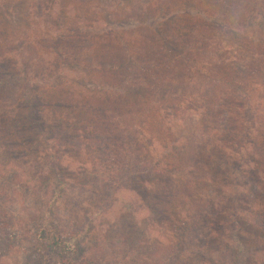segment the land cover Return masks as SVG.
Instances as JSON below:
<instances>
[{
    "label": "trees",
    "instance_id": "trees-1",
    "mask_svg": "<svg viewBox=\"0 0 264 264\" xmlns=\"http://www.w3.org/2000/svg\"><path fill=\"white\" fill-rule=\"evenodd\" d=\"M135 1H140L137 4L140 13L137 14L136 7L126 8L124 3L122 7L126 8L123 17L125 23L121 25L114 20L118 16L116 11L110 10L108 6L105 8L108 14L104 20L101 22L97 19L92 23L89 18L92 7L88 5L85 7L86 11L79 8V5L85 4V0H70V4H63L64 0H38L31 8V11H38L47 20L53 16L52 7L56 4L55 19L58 21L52 22L54 26L43 31L42 39H38L36 43H31L33 34L25 35L24 60L15 62L14 58L16 60L18 56L14 52L6 56L0 55V68L4 61H13L6 70L0 71L4 82L0 88H7L12 92V98L7 99V114H12L8 124L14 120L8 131L5 130L7 138L12 137V151L11 154L8 151L5 158L17 153H23V157L28 153H34L37 157L42 155L43 160L51 156L56 162L46 161L39 169L47 175L46 180L55 176L60 184L63 183V169L57 156L60 153L74 154L78 163L75 176L80 178L79 184H75L74 188L103 189L109 199L116 192H123L135 199L130 200L131 206H135L136 210H145L143 217L147 216L146 221L154 223L157 219V223L165 225V218L172 216L168 220L170 226H174L172 240L168 243L166 241L164 245L157 243L160 247H157L156 254H161L157 256V263L184 264L198 261L196 259L199 256L203 259L202 263L206 264L201 254L205 257L206 253L213 256L211 252L215 248L210 242L218 236L214 228V224H217L214 214L219 212V206L210 207L197 195L200 193L195 191L197 183L202 178L211 182L220 164L222 167L232 165L229 158H234V155H225L223 152L237 148L242 151L244 145L248 146L250 164L256 167L261 165L264 160V143L261 139L264 140V136L258 133L257 127L264 125V121L259 123L256 118L262 119L263 114H258L257 117L248 114L244 117L243 126L248 125L246 142L236 140L235 144L231 141L227 146V140L213 136V140L216 138L214 142H219L223 148H217L216 144L210 151L205 144L211 139V130H214L206 129L205 126L208 119L217 117L214 114L216 107H206L203 110L200 106L197 110L196 106L194 110L190 106L188 109L195 113L204 111L203 114L189 116L191 121L198 122V129L181 131V136L172 143L166 137L167 147H163L161 156H154L150 148L153 142L147 141L146 130L153 118L154 109H173V114L178 116L182 110L174 106L185 100L191 101L186 96L196 95L200 91L202 79L214 80L215 85L208 84L205 92L213 95L218 75H224L225 78L233 76L226 66L236 62L238 52H231V58L228 55L219 58L214 50L232 48L230 44H237L235 40H238L242 29L248 27V33L251 34L248 41L252 40V35H257L255 29L264 30V0H199L206 5L202 17L207 20L203 25L209 31L207 36H223L221 38L230 41L225 43V47H218L216 44V48L210 51V56L199 54L207 52L209 47L203 40H197V35L194 34L197 31L203 35L200 24L178 26L179 22L176 20L170 22L171 25L167 24L181 12L180 6L168 4L170 0ZM243 3L248 4V9L241 8ZM117 5L121 6L119 1ZM31 14L32 12V17ZM32 25L29 30L33 28ZM184 28L188 32H181ZM51 31L55 34L54 41L47 39ZM125 36H129L132 42ZM136 36L140 37V41L135 39ZM263 39L264 35L258 40L262 45ZM37 50L47 51L46 58ZM255 51L253 45H248V53L253 52L256 60L264 59V52ZM235 64H238V60ZM254 67L248 62V79L244 75L238 78L249 83V74H252L250 69ZM35 69L39 70L36 72ZM212 73L213 76L210 75ZM246 85L238 80L229 81L223 89L227 92L226 95L231 92L237 94L238 102L248 97L251 105L257 103L259 107H263L254 99L256 92ZM44 90H50V96L54 91L55 96H46ZM172 99L176 101L173 100L174 105L168 107L167 103ZM250 108L252 109L251 106ZM16 114L18 117L15 119ZM3 129L0 134H4ZM203 151L205 157L202 155ZM39 169L32 166L37 174L40 173ZM237 170L232 169L235 177L238 176ZM240 171L243 176L248 171L254 172L249 167L248 171L246 168ZM201 172L203 176L199 178ZM5 184L7 183H3V186ZM52 186L50 183L49 188ZM61 188L63 187L53 188V196L48 198L49 204L46 210L43 209L45 211L30 210L25 224L21 225L19 217L8 218L7 226L11 228L12 234H7V249L11 247L12 241H20V233H27L29 229L31 239L45 248L42 252L41 247H36L35 254L37 251L42 256L49 249L52 256L55 253L70 256L80 251L83 243L67 247V236L71 239L79 234L78 238L81 239L77 240L83 241V232L88 230L85 226L92 222L86 219L79 226L75 218L62 213L58 207V191ZM8 203L11 202L1 200L0 191V205L8 206ZM170 207L171 211L180 208L182 212L175 211L171 215ZM65 212H68L67 207ZM208 212L210 215L204 216ZM5 215L1 213L0 217L4 218ZM149 215L156 217L149 218ZM2 223L6 225L5 220ZM236 241L237 247L231 253L234 258L240 259L245 252L249 253V248L239 235L236 236ZM17 243L14 242L13 245L16 246ZM204 248L207 250L203 251ZM230 250L219 249L218 252L220 255L229 254ZM1 251L3 250L0 249V259L6 254ZM98 260V254H94L92 260L84 262L98 264ZM207 263L209 264L208 260ZM50 264L56 262L52 261Z\"/></svg>",
    "mask_w": 264,
    "mask_h": 264
},
{
    "label": "rangeland",
    "instance_id": "rangeland-1",
    "mask_svg": "<svg viewBox=\"0 0 264 264\" xmlns=\"http://www.w3.org/2000/svg\"><path fill=\"white\" fill-rule=\"evenodd\" d=\"M37 1L38 0H0V55L6 56L14 52L16 56H18L16 60L14 58L15 62H17V60H24V58H26V50L24 48L25 35L27 33L33 34L32 38H30L31 43H36L38 39H42L43 31H48L49 28L54 26L52 22L58 21V19H55L57 13L56 4L52 7L53 16L47 20H45L38 11H31V8L37 4ZM117 1L120 2L121 6L117 5ZM117 1L85 0V4L79 5V8L86 11L88 5L92 7L89 16V18L92 19V23L93 20L100 19L101 22L102 19L104 20V17L108 14L107 10H105L107 6L110 10L116 11L118 16L114 20L118 22L119 25L125 23L123 17L126 8L136 7L137 14L140 13V9L137 6L140 1ZM145 1L147 2V0ZM62 3L70 4V0H64ZM124 3V6H127L126 8L122 7ZM168 4H177L180 6L181 12L178 15L176 14L177 17L175 19L169 20L167 24L171 25L170 22L176 21L179 22L178 26L188 23L196 26L200 24V30L204 31L203 35L198 34L197 31H195L194 34L197 35V40H203L209 47L207 52H200L199 54L210 56V51L212 48H216V44H218V47H221V45L225 47V43L227 41L230 42L229 40L221 38L223 36H207L209 31L203 26L207 20L202 17V12L206 5L200 3L199 0H170ZM244 7L248 9V4L243 3L241 8ZM30 12H32V17L30 16ZM170 15H172V12H170ZM32 24H35V26ZM30 25L33 26L31 30H29ZM174 25L177 24L174 23ZM248 30L247 27V29H242L240 31L238 40H235L237 44L231 43L230 46L232 48H229V50H227V48L214 50L219 54V58H223L226 55L231 58V52H238L236 55L238 64H235L237 62L236 60V62L233 61L231 65L228 64V66H226L229 74H233L234 78L233 76L225 78L224 75H218L215 79V81H218L217 87L212 90L213 95L205 92L208 84L210 85L213 83L215 85L214 80L202 79L203 81H200L202 83V88H199L200 91L196 95L186 96V99L190 97L189 100L191 101L187 102L185 100V105H182L183 102L179 105L176 104L177 107L174 106V108H180V110H182L178 113V116L173 114V109H166L164 111L161 109L153 110V118L149 122L146 135L148 136L147 141L151 140V142H153L150 148L153 150L154 156H161L164 152L163 147H167L166 137L169 138V142L172 143L178 136H181V131L187 132L188 130L198 129V122L191 121V117L189 116L191 114H203L204 111L195 113L188 109L190 106H193L191 108L194 110H196V106L197 110L201 107L203 110L206 107H210V109L217 108V111L214 112V114H217V117L208 119L205 126L206 129L214 130H211V139L209 138L208 142L205 144L208 151L216 144L217 148H223L222 144L214 142L217 137L227 140V146H229L228 144H230L231 141L234 143L236 140L238 142H246L248 140V136L246 135V132H248V125L245 127L242 122L244 117H247L248 114H253L255 117H257L258 114H263L262 119H256L258 122L264 121V59L256 60L253 52L248 53V45H253L256 50L255 52L258 50L260 53L264 52V43L262 45L258 42L264 35V30L259 28L255 29L257 35H252V40L249 41L248 37H250L251 34L250 32L248 33ZM181 32L188 31L184 28ZM125 38L127 40L130 39L129 36H125ZM43 39L46 38L43 36ZM47 39L54 41L55 34L51 31ZM135 39L140 41V37L138 36H136ZM196 39L195 43L197 42ZM128 41L132 42V39ZM251 41H253V44H250ZM74 42L76 43V40H74ZM43 46H45V43ZM42 54L44 58H46L47 51L44 50ZM248 62L251 64V67L253 65H255V67L250 69L252 74H249V83L248 81L245 83L242 81L243 79L241 77L238 78V76L244 75L248 79ZM12 63L13 61L11 60H9V63L4 61L1 64L0 71L6 70ZM39 69H35L34 71L37 72ZM225 74L227 75L226 72ZM210 75L213 76V73ZM237 80L244 85L247 84V88L249 85L256 92L254 99L263 105V107H259L257 103L251 105L248 97L238 102L237 94L235 95L231 92L229 95H226L227 92L223 89L226 83L228 84L229 81L234 82ZM3 85L4 82H2L0 77V86ZM252 86H254V88ZM193 88H195V86H193ZM49 91L50 90H44L43 92L46 96H50ZM51 96H55L54 91ZM205 96L209 98H205ZM8 98H12V92L7 88L3 90L0 88V130L4 128V134H0V191L1 200L11 202L8 203V206H5L7 204H2L3 206L0 205V214H6L4 218L0 217V249L3 250L1 252H6L0 259V264H50L52 261H55L56 264L62 261H64L65 264H85L84 260H92L94 254H98V261L100 264H156L158 262L157 256L161 255L156 254L157 247L159 245H164L166 241L168 243L172 240L171 232L174 226L171 227L168 222L172 216L165 218V225L157 223V219L153 223L151 220L146 221L147 216L143 217L145 210H136L135 206L129 204L130 200L134 201L135 199L123 192H116V195H114L112 199H109V195L105 193L103 189L99 191L98 188L93 190V188L90 187L84 189L80 187L74 188L75 184H79L80 182V178H76L75 176L77 175L78 163L76 159H74V154L65 155L64 153H60L57 156L60 161L59 164H61L60 166L63 169V183L61 182L60 184L58 178L55 176L50 178L51 180H46L47 175L39 169L44 166L43 163L46 161L51 163L56 162L51 156L49 159L43 160L42 155L37 157L34 153H28L23 157V153H17L13 157L5 158L7 152L9 151L11 154L12 151V149H10L12 148L10 146L12 137L9 136V138H7L6 132L14 122V120H12L11 123L8 124L12 117V114H7V106L9 105L7 102ZM173 100L176 101V99L169 100L167 103L168 107L174 105L172 103ZM171 114H173V116ZM17 117L18 115L16 114L15 119ZM263 126L264 125H260V127H257V131L261 136H264ZM204 132L207 134L206 130H204ZM213 136L216 137L214 140ZM261 141L264 143L263 139H261ZM243 148L242 151H239L237 148L235 150H229V152H223L225 155H234V158H229L232 165L222 167L219 163L220 168L216 169L213 179L210 180L211 182L202 178V172L199 174V178H202V180H199L197 183L198 186L195 191L200 192L197 195L205 200L210 207L214 205L216 207L219 206V212L214 214V219L217 221V224H214L216 225L214 228L216 233L218 232V236L215 240H211L210 242L213 243V247L215 248V250L211 252L214 259L212 258L213 256L210 257L208 253H206V257L203 253L201 254L206 264H208L207 260L209 264H264V160L261 161V165L258 167L251 165L248 159V146L244 145ZM33 149L35 150L36 147H33ZM18 152L22 151L18 150ZM202 155L205 157L204 151ZM165 161L169 162L168 159ZM30 165L39 169L40 173L37 174L33 171ZM248 167L253 169L254 172L248 171ZM242 168H246L249 172L246 176H243L242 173L240 174V169ZM232 169H238L236 171L238 176L235 177ZM36 175L37 177H35ZM93 181L97 180L93 179ZM3 183H7L4 185L5 187ZM50 183L53 185L52 187L56 189L63 187L61 191H58V207L62 213L75 218L79 226L83 225L86 219L92 222L91 225L85 226V229L88 228V230L83 232V241H79L81 239L78 238L79 234H75L71 239H68L70 236L68 237L64 233V236H67V247H74L79 242L83 243L81 244L80 251H77L76 254H70V256L68 254L58 255L56 253L52 256L49 249L46 250L44 254L42 253V256L37 251L35 254L34 249L36 247H41L42 252H44L45 248L41 243H35L31 239L29 229L27 233H20L21 238H19L20 241L17 239L18 243L16 240L12 241L10 247V243L8 242L10 248L7 249V234H12L11 228L7 226L9 224L7 222L8 218L11 216L19 217L22 222L21 225H23L27 222L30 210L34 212L37 209L45 211L46 206L49 204L48 198L52 197L54 193L53 188H49ZM65 207H67L68 212H65ZM169 209L171 211V207ZM175 211L182 212L179 208L176 210L173 209L170 214L172 215ZM209 215L210 212H208L207 215L204 214V216ZM155 217V215H149V218ZM207 219L206 217L205 220ZM3 220L6 221V225L2 223ZM207 223L209 225V222ZM234 231L235 236H233ZM237 235L240 236L241 240L243 239L245 241L247 248H249V253L245 252L240 259L234 258V255L231 253L237 247ZM14 242L17 243L16 246L13 245ZM157 243L160 244L158 245ZM207 248H204L203 251L207 250ZM228 248L231 249L229 254H219V249L227 250ZM196 260L199 262L194 261L184 264H203L201 261L203 259L201 257L197 256Z\"/></svg>",
    "mask_w": 264,
    "mask_h": 264
}]
</instances>
